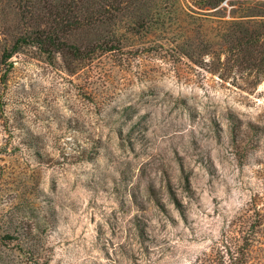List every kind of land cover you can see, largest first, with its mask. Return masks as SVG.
<instances>
[{"label": "rangeland", "instance_id": "1", "mask_svg": "<svg viewBox=\"0 0 264 264\" xmlns=\"http://www.w3.org/2000/svg\"><path fill=\"white\" fill-rule=\"evenodd\" d=\"M93 1L0 0V264H264V0Z\"/></svg>", "mask_w": 264, "mask_h": 264}, {"label": "trees", "instance_id": "2", "mask_svg": "<svg viewBox=\"0 0 264 264\" xmlns=\"http://www.w3.org/2000/svg\"><path fill=\"white\" fill-rule=\"evenodd\" d=\"M103 4L97 5L93 1V22H98V20H103V17H105V14L108 13L109 18L111 20H114V23H121L123 26H129L130 23H134V27L132 29L139 28L140 30H137L138 33H141L140 31L144 30V33H148L155 25H163V21L165 20L166 16L170 14L174 8V5H172L173 2L171 0H154L150 3L143 4V7L146 9L147 13L145 16H134V17H128L127 13L124 14L122 17L125 20H116L117 15L121 14V9L119 7H116V4H122L123 0H102ZM132 1V0H131ZM136 1V0H135ZM139 1H145V0H139ZM218 4L217 2L213 3L212 5ZM189 16V14H188ZM191 16V15H190ZM127 17V18H126ZM59 18V17H58ZM135 18L134 20H132ZM61 19V18H60ZM120 19V18H118ZM117 33V28L115 27L113 29L112 34ZM58 34L56 32L46 34L43 33V31H36L32 33V35H23L17 38L15 43L13 44L12 48L10 50H5L4 53H2V61H7L14 53L18 52L20 47L23 45H26L27 43H31L34 45H37L39 48H42L43 46H51V47H57L55 49H59V38ZM245 43L254 44L256 42V39L253 38V36L248 35L245 39ZM250 45V44H249ZM114 46L110 45L107 46V43L103 44H97L95 45L94 51H98L97 49H101V51H111L114 48ZM246 245H241L236 247L235 255L230 254L229 257V264H245L247 262V253H245V247ZM249 257V256H248Z\"/></svg>", "mask_w": 264, "mask_h": 264}]
</instances>
